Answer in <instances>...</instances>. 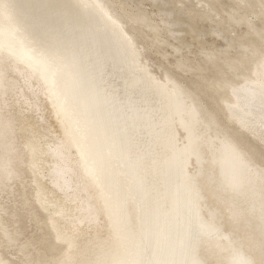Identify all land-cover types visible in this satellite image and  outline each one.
<instances>
[{
	"label": "bare ground",
	"instance_id": "1",
	"mask_svg": "<svg viewBox=\"0 0 264 264\" xmlns=\"http://www.w3.org/2000/svg\"><path fill=\"white\" fill-rule=\"evenodd\" d=\"M198 1L196 11L149 1L166 36L178 41L182 20L198 17L211 23L203 33L236 48V56L206 48L194 62L176 58L192 90L142 61L132 32L155 51L161 40L141 10L0 0V264H198L197 244L207 264H264V157L233 127L264 136V0H228L227 22L244 26L238 37L210 14L222 0ZM27 48L63 71L79 124ZM247 195L246 207L237 203ZM27 224L34 235L17 243ZM11 248L15 261L3 256Z\"/></svg>",
	"mask_w": 264,
	"mask_h": 264
},
{
	"label": "rangeland",
	"instance_id": "2",
	"mask_svg": "<svg viewBox=\"0 0 264 264\" xmlns=\"http://www.w3.org/2000/svg\"><path fill=\"white\" fill-rule=\"evenodd\" d=\"M113 1V6L120 4L121 6H124L125 9L127 11L130 12H135L136 10H141L143 11L146 16L148 17V19L150 20V22L157 28V38L161 40V42L159 43V47L157 49V51H155L145 40V36L141 34V32H135L131 29V27H129L128 23L126 22V19L124 17L121 18V20L124 22L123 28L127 29L129 31H133L132 34L135 35L134 40L135 41V46L140 49L139 51L141 52V59L143 62H146V64L149 67V70L159 79H162V75H163V71L166 70L168 71L175 80H177L178 82L181 83V85H186L189 86L188 88L194 90V86L190 83V79L191 77L188 76L189 73H185L177 68H175V60L176 58H180V56H182V58H187L190 61H196L199 60L200 58H203L202 55L200 54L202 49H212L215 51L218 50H224V51H228L227 55H232V56H236L235 52H233V50H236V48L232 47H226V40L225 38H222L221 36H216L215 34H210L207 33V35L205 33H203V30H208L211 26V23L209 22V20H204V19H200L198 17H196V19H194L192 23H187V19L182 20V24L181 27L182 29H184V33L183 31L179 32L178 34H182V40L179 42V40H175L171 37L166 36V34L164 32H162V27H163V23L161 21V15L159 16V10L158 7L154 6L152 3H150V0H111ZM174 3H176V0H172ZM206 2H211V0H204ZM223 1V8L221 10H218L216 13L214 11H210V14L213 18L216 19H221L222 20V26L223 27H227V30L232 29L233 32L231 33V35H233L234 37H238V36H242L243 32H244V26L242 25H230L227 22V16L226 14L223 12L224 9H228V0H222ZM228 1V2H227ZM203 2L199 3L198 0H193L190 2V0H180V6H186V8L190 11H196L200 5ZM165 7H167L169 5L168 4H163ZM199 6V7H198ZM213 7H216L217 9H220L219 7H217L216 5H214ZM115 10L117 13H119V8L115 7ZM241 11V10H239ZM121 12V11H120ZM251 17V15H250ZM252 18V17H251ZM124 19V20H123ZM257 22V21H256ZM260 25V21L257 22ZM127 24V25H126ZM188 25H191L192 27L190 28V26L188 27ZM129 27V28H127ZM221 27V26H220ZM186 28H190L189 32L187 31ZM194 28V29H193ZM199 32H196V30ZM186 30V32H185ZM195 30V31H194ZM201 30V31H200ZM198 34H196V33ZM206 32V31H205ZM202 33V34H200ZM138 34V35H137ZM140 34V35H139ZM228 32L226 35V37H228ZM142 36V37H141ZM144 36V37H143ZM185 36V37H184ZM230 37V36H229ZM145 38V40H144ZM204 41V42H203ZM178 44H182L180 46V50L179 53H174L172 52V46L173 45H178ZM233 46H235V44H233ZM152 48V49H151ZM227 48V49H226ZM162 54L164 55V57L162 56ZM175 57V59H174ZM144 59V60H143ZM199 97H202L199 93H198ZM197 97V96H196ZM198 97V98H199ZM205 101H203L204 103ZM43 116L48 120L49 123H52L55 127H56V121L54 120V118L52 117L50 111L48 108H44L43 109ZM199 123L202 124V121L199 120ZM238 124L233 125V127H238V130L240 132V134L243 135L244 137V141H246L251 146V150L254 151L255 155H257V157H259L257 160L259 161L260 157H264V136L260 135V134H255V132H253V130H249L248 128H246L247 131H245V128L240 126ZM53 128L50 126L49 130H52ZM245 131V132H244ZM208 133H209V129H208ZM262 138V139H261ZM233 139V138H232ZM249 140V141H248ZM254 148H256V150H254ZM261 154V156L259 154ZM262 162V161H261ZM263 163V162H262ZM31 177V176H30ZM3 195V194H2ZM0 195V202H2L3 204H6V200L3 199ZM4 204V205H5ZM33 211L35 212H39L38 208H34ZM11 226L12 229L13 225H9ZM34 227L32 224H27V226L25 227L23 233L21 234V236H19V239L17 241V243H19V240H21V242L27 240L29 237H32L34 235ZM23 238H25V240H23ZM15 250L14 248L8 249V251L3 252V256L6 257L7 259L11 260V261H15L16 258H11V256H13Z\"/></svg>",
	"mask_w": 264,
	"mask_h": 264
},
{
	"label": "water",
	"instance_id": "3",
	"mask_svg": "<svg viewBox=\"0 0 264 264\" xmlns=\"http://www.w3.org/2000/svg\"><path fill=\"white\" fill-rule=\"evenodd\" d=\"M19 42H20V44L22 43V41H19ZM21 45L26 46L23 43ZM27 52L31 55V56H29L27 58L33 64L39 65V66L43 65V70H44L45 73H46V71H49V74L52 76L51 79H52V83H53L55 94L59 98L62 107L67 112L66 114L74 117L75 118V122H77L79 124L78 119L76 118V114L73 111V108L69 105L67 98L65 96H63V93H62V90H61L62 89V84H61V81H60V77L63 74V71H61L59 67L54 66L50 61L38 58L34 54V52H32L30 49H28ZM62 78H63V76H62ZM80 128H81L80 129L81 130V134L83 136H86L87 133H86V130H84L85 127L83 128V127L80 126ZM189 144H191V146H192V148L194 150L193 151L194 155L199 156V152L200 151L197 148L203 144L201 138L198 135L192 134V135H190V143ZM208 152H209V150H208ZM87 160H88V158H87ZM216 162L219 163V160H216ZM92 165H93V162L89 159L88 160V168L93 173V169H92L93 166ZM228 182L231 185H234L232 179H229ZM238 188H239V186L237 187V189ZM236 199H238L237 203H239L243 207H246V203L249 202L248 195H247L246 200L241 199V198H236ZM198 201H201V198H199V196H198ZM142 214H143V212H142ZM249 214L252 215L253 212L249 213ZM140 216L142 218L141 213H140ZM199 217L203 218L201 213H199ZM261 227H262V225H261ZM263 229H264V226H263ZM223 240H226L227 242L230 241L229 237H228V239H223ZM229 244H237V242L233 241V242H230ZM198 248L199 247H198V244H197V245L193 246V249H192L195 259L197 260L198 264H207V261L202 258V253L200 252V250H198ZM228 249L232 250L231 248H228ZM230 261H231V264H233V259H230Z\"/></svg>",
	"mask_w": 264,
	"mask_h": 264
}]
</instances>
